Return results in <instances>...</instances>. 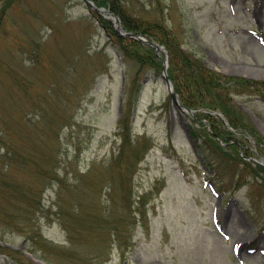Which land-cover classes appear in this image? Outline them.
Listing matches in <instances>:
<instances>
[{
    "label": "rangeland",
    "instance_id": "1",
    "mask_svg": "<svg viewBox=\"0 0 264 264\" xmlns=\"http://www.w3.org/2000/svg\"><path fill=\"white\" fill-rule=\"evenodd\" d=\"M121 3L129 18L148 28L150 37L144 34L148 39L161 37L158 27L165 26L173 32L174 42L215 71L264 81V0ZM2 5L0 0V10ZM35 55L37 65L32 63ZM0 57L1 66L4 63L26 78L45 74V84L34 83L33 91L51 96L56 86L61 98H70L71 112H75L73 124L59 132V162L55 164L59 174L68 171V179L62 185L50 179L54 184L49 188L38 182L42 202L53 203L54 211L60 210L55 203L59 202L62 212L90 210L110 216L112 222L124 221L125 234L130 235V229L132 234L121 246L107 239L99 242L96 237L89 250L76 243L70 250L72 257L65 258L60 249L39 242L25 245L20 233L8 231L7 242L21 252L0 249V264L27 263L30 256L21 250L22 244L37 264H50L38 254H49L53 264H80L83 258L91 260L85 264H264V129L248 110L264 123V83L241 87L244 90L230 96L229 104L250 131L231 126L221 112L222 116L213 113L216 123L222 121L235 133L228 142L220 138L221 152L216 147L218 138L206 134L205 118L196 115L208 109L193 114L183 110L173 103L162 69L120 58L83 0L11 4L0 25ZM12 78L0 68V101L15 106L8 111L0 108V136L10 146L24 145L27 140L12 134L27 127L28 118L37 117L34 102L28 98L31 93L25 94ZM40 102L51 104L50 100ZM123 103L130 105L123 133L129 128L130 148L141 156L134 167L131 191L147 199L144 213L134 219L122 215L120 178L114 165H108L123 136L118 126ZM34 137L44 146L45 136ZM0 153L10 154L3 141ZM93 163L97 165L91 168ZM0 166L25 186L33 182L27 166ZM78 171L83 175L76 176ZM1 204L8 207L7 201ZM39 213L43 236L53 244L68 245L69 229L56 220V214L46 218L45 210Z\"/></svg>",
    "mask_w": 264,
    "mask_h": 264
},
{
    "label": "trees",
    "instance_id": "2",
    "mask_svg": "<svg viewBox=\"0 0 264 264\" xmlns=\"http://www.w3.org/2000/svg\"><path fill=\"white\" fill-rule=\"evenodd\" d=\"M1 1L3 2V5L0 10V25L4 21L6 8L19 0ZM93 1L97 6L107 7L117 14L121 18V24L125 30L147 34L150 37L148 28L141 26L137 21H133L125 14L121 0ZM93 14L106 32L108 39L117 48L120 58L132 59L138 65L151 66L156 69V71H161L163 64L160 58L156 55L154 48L147 44H143L136 39L120 36L111 21L107 20L96 11H93ZM158 29L162 36H154L153 39L164 44L169 52L168 75L174 83V88L179 96L180 102L194 110L200 108L208 109V112H200L198 114L196 113V115L207 120L210 129L206 131V134L210 139H215V137L218 138V141L216 140L218 146L216 145V147L223 152V148L219 144V138L228 142L229 138L235 135V133L225 127L222 121L216 123L214 120L216 115L213 114V111L218 110L221 112L231 126L250 131L251 129L239 120L233 111L232 105L229 104L230 96L232 93L244 90H239L241 87L254 88L253 84H257L258 86V84L264 83V81H251L245 78L230 77L215 71L204 64L201 61V58L195 56L192 51L185 50L179 43L174 42L170 37L173 35L170 28L168 29L165 26H159ZM37 57V55L34 56L32 61L33 65L39 64V59ZM0 68L13 77L12 81L17 86H20L25 94L28 95L31 93L32 97L28 95V98L34 102L33 110L35 112V117H37V119H32V116L31 118H28L30 116L27 112L26 118L29 120V125L15 130L16 132H13L12 134V136L22 137L27 140L26 144L23 145L19 143V145H14L12 143L10 146V144L0 136V143L3 141L7 151L10 153L7 154V157H5V153H0V164H7L9 168L11 165L19 166L21 164L27 166V170H29L33 177V182L25 186L23 185L24 182L21 183L17 179L11 177L10 174L7 173L8 171H4L2 166H0V241L2 242L0 243V249L8 252H21L9 244L10 242L7 243V241H9L6 239L8 231H17L20 233L26 241L25 245L29 242H31V244L39 242L42 245L46 244L52 246V248L60 249L65 258L72 257L74 252L70 250L76 243H82L85 246L84 249L89 250L88 246L92 244V239H94V237L102 243L106 239L108 242H116L119 246L126 243L125 239L127 237L131 238L132 234L131 229L130 235L125 234V229L122 227L124 221L112 222L110 216L108 219L105 215L91 212L90 210H87L86 212L80 211L79 213L72 212L71 209H66L65 212H62L63 208L59 202L55 203L60 210L57 211L56 209L54 211L52 208L53 203L47 205L42 202V191L39 193L40 183L44 182L45 188H49L54 184L52 183L53 180L50 179L56 180V182H59L61 185L63 181H67L68 179V171L59 174V167H55V164H58L59 162V132L63 127H68L73 124L72 120L75 117V112H71V105L68 102L70 101V98L68 97L67 100L66 97L61 98V95H59L61 89L58 87L53 86L51 96L49 93H45V91L41 93H35L33 91L32 87L34 86V83L43 84L44 82L45 84V74L43 77L38 75V77H31L30 79L16 71H12V68H9L4 63L2 66L0 65ZM42 99L47 101L50 100L51 104L43 105V102L41 104L40 100ZM14 107L15 106L12 105V102L6 101L5 103L0 101L1 111L12 110ZM129 111L130 105L127 103L124 105L123 103L122 113L118 120V126L121 128L120 135L123 134V136H120L122 140L119 143L117 151L113 153L109 159L108 165H114L120 178L118 199L125 210L122 212V215H128V217H133L134 219L137 214L144 213V210L142 212V209L147 199L144 194L134 196L131 191V178L135 173L134 167H136V163L139 162L141 156L138 152L135 153L133 149L131 150L130 148L131 137L128 135L129 128L127 129L126 134L123 133L125 120ZM191 118L195 122V119L192 116ZM9 130L11 129L9 128ZM34 136H45L44 146L40 147ZM232 143H234L235 146L237 144V142ZM128 145L130 152L128 150ZM3 156L5 159H3ZM96 165V163H93L91 168ZM62 175L65 176V178L61 177ZM75 175H83V173L78 171ZM45 180L49 183L46 184L47 182H45ZM126 180H129V182H126ZM80 183L82 182H79V184ZM74 188H79V186L75 184ZM66 189L69 191V186H67ZM107 189L108 193H110V186H107ZM86 190L88 191L89 188ZM111 194L109 197L113 198V195ZM2 201H7L8 207H2ZM90 209L94 210L93 207ZM44 210L46 218H50L51 214H56V220L59 221L63 227L69 229V235L67 236L68 245L63 246L53 244L43 236L40 231V217H43V215H39V211L42 213ZM109 211L110 214L113 212V210L110 209ZM104 217L107 219L105 223L103 221ZM29 251L38 254L35 249L30 247ZM37 257L53 264L49 254H38ZM90 261V258H83V261L81 259L80 264H85ZM26 262L27 263L22 262V264H37L30 257H26Z\"/></svg>",
    "mask_w": 264,
    "mask_h": 264
},
{
    "label": "water",
    "instance_id": "3",
    "mask_svg": "<svg viewBox=\"0 0 264 264\" xmlns=\"http://www.w3.org/2000/svg\"><path fill=\"white\" fill-rule=\"evenodd\" d=\"M84 2L86 4H88L90 6V8H92L93 10H96L99 13L106 14L107 15L106 18H108V19H110L111 21L114 22L115 28L118 30V32L121 35L127 36V37H131V38H135V39H138V40H140V41H142L144 43H147L148 45L152 46L156 50L158 55H159V52L162 51V52L165 53V55L167 57V51L162 45L148 40L142 34H134L132 32L124 31L122 26H121V24H120L118 16L113 14L109 9H106L104 7L96 6L91 0H84ZM163 62H164V65H163L162 78L164 79V81L166 82V84L168 86V90H169V92L171 94L173 102L175 104L179 105L182 109L187 110L188 112L192 113L191 109L179 104V100H178L177 94L174 91L173 83H172L171 79L169 78V76L167 75V66H168L167 60L165 59V60H163ZM252 117L256 120V123L258 125H260L261 128H263L262 126H264V123L259 121L258 118L255 115H252Z\"/></svg>",
    "mask_w": 264,
    "mask_h": 264
},
{
    "label": "bare ground",
    "instance_id": "4",
    "mask_svg": "<svg viewBox=\"0 0 264 264\" xmlns=\"http://www.w3.org/2000/svg\"><path fill=\"white\" fill-rule=\"evenodd\" d=\"M264 128V126H262Z\"/></svg>",
    "mask_w": 264,
    "mask_h": 264
}]
</instances>
